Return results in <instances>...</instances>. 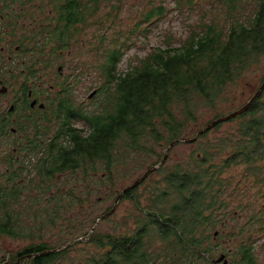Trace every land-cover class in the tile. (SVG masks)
Listing matches in <instances>:
<instances>
[{"label":"trees","instance_id":"16d2710c","mask_svg":"<svg viewBox=\"0 0 264 264\" xmlns=\"http://www.w3.org/2000/svg\"><path fill=\"white\" fill-rule=\"evenodd\" d=\"M214 1L209 2L210 19L200 21L186 37L168 31L160 45L136 62L130 59L124 70L120 63L136 45L133 36L143 34L148 39L151 27L147 24L153 25L173 11L184 14L200 2L175 0L170 6L148 2L151 8L145 6L126 32L118 22L123 10L119 3L123 2H88V11L94 14L92 18L90 15L92 32L97 28L95 40L91 39V48L98 50L96 73L102 72L105 77L95 87L94 108L76 105L70 89L65 88L61 105L53 107V127L57 126L53 137L45 139V131L38 150H43L44 156L33 166L25 164L5 171L0 182V236L32 237V229L25 230V217L41 222L39 229L63 220L76 233L66 244L71 240L74 244L62 245L63 250L44 255L55 248L44 242L32 243L9 260L5 256L1 264H60L114 206L96 216L92 196L109 195L116 200L128 187L119 191V184L145 169L147 159L157 154L158 146L170 147L180 139L198 143V147L172 165L168 160L161 164L160 155L146 171L159 165L158 169L140 184L144 185L153 174L162 176L163 190L156 185L157 199L150 198L157 209L141 213L147 207L142 206L140 195L135 196L140 212L137 227L115 236L93 231L87 241L107 250L99 257L72 264H204L216 255L212 242L215 233L210 232L224 227L222 217L236 212L240 215L245 206L238 202L239 211L224 210L229 205L226 193L232 184L224 174L233 165H242L243 173L255 175L256 183H264V91L246 113L227 121L237 123L218 138L209 134L226 122L204 134L199 132L206 127H201L193 136L189 134L190 127L200 122L206 108L218 109L232 87L260 67L264 58V0ZM103 4L108 11L99 15ZM111 29L112 34L108 33ZM60 30L53 36V44L61 39ZM263 82L264 76L259 87ZM223 116L218 113L212 121ZM79 122L83 128L76 127ZM30 167L35 174L21 181L23 169ZM37 185L39 193L22 198L25 191L32 189L30 194H34ZM139 188L126 191L120 202L133 197ZM233 191L240 194L239 186ZM87 202L91 209L87 217L92 218V225L85 231L87 221L82 220V225L76 227L73 222L77 220L70 216L76 209L85 211Z\"/></svg>","mask_w":264,"mask_h":264},{"label":"flooded vegetation","instance_id":"af4514ba","mask_svg":"<svg viewBox=\"0 0 264 264\" xmlns=\"http://www.w3.org/2000/svg\"><path fill=\"white\" fill-rule=\"evenodd\" d=\"M88 2L117 0H0V159L7 164L5 171L41 160L43 134L48 132L45 139L53 137V107L61 105L65 88L104 82L102 72L95 74L97 55L87 57L89 41L97 34V28L90 32ZM60 28L61 39L53 44ZM77 103L84 107L83 101ZM39 190L34 188L36 194ZM259 210V223L246 224L250 232L240 246L238 239L230 238L236 236L234 230L226 239L215 238L216 255L210 264H264V205ZM238 217V212L222 217V226ZM258 219L247 216V221ZM232 243L237 247H229Z\"/></svg>","mask_w":264,"mask_h":264},{"label":"rangeland","instance_id":"374dc122","mask_svg":"<svg viewBox=\"0 0 264 264\" xmlns=\"http://www.w3.org/2000/svg\"><path fill=\"white\" fill-rule=\"evenodd\" d=\"M152 1L155 2L154 4L164 3L167 6H170L172 2H175V0H149L148 2H152ZM212 1L213 0H198L200 4L191 11H185L184 14L173 11L170 15L163 17L162 19L155 22L153 25H151L150 23L147 24L148 26L151 27L149 38L145 39V36L143 34L140 35V37L133 36V38H136L135 39L136 45L127 52L124 59L120 63V68L122 70L127 68L130 59H133L136 62L140 58H144L151 49L161 44L163 36H165V34L168 33V31H175L176 32L175 35L186 37L191 29L198 26V23L200 21L205 20L207 17L208 19L212 17V14L209 15L211 8V4L209 2ZM218 1L219 0H215L214 2H218ZM117 2H123L122 4L119 3L120 6H123V10L122 13L119 14L120 18H118V22L121 24L120 29H123L125 32L128 30L130 26H133L135 24L136 20L140 16V13L143 11V8L145 6L149 9L151 8V4H149L147 0H117ZM104 3L106 4V2ZM105 4L101 6L97 14L104 15L108 11V8L105 6ZM218 6H221V3H219ZM187 12H189L190 14V16L188 17H186ZM93 16L94 14L91 15V18ZM90 32L92 33V28L90 29ZM108 33L112 34L113 30L111 29ZM89 42H90V51L87 57H91L92 54L97 55L98 50L94 53L93 49H91L92 41L90 40ZM95 74L97 75L96 70H95ZM263 76H264V58L262 63L260 64V67L254 68L253 71L248 72L244 76V79L239 85L232 87L230 93L227 94V99H225V101L217 107L218 109L211 110L209 108H206L205 111H203L205 114H203L198 124L191 125L190 127L191 131L189 134L191 136L197 135L201 127H206L209 121H212L216 114L220 113L222 115H227L239 109L241 106H243L252 97L253 93L259 87L261 78ZM95 87L96 86H90V87L74 86L70 88L71 96L73 97L76 103L77 101L78 103L83 101L84 108L87 109L94 108L95 98L89 99V96L93 91L96 90ZM236 123L237 122L224 123V125H222L219 129L217 130L214 129L209 134V137L214 139L218 138L225 131L231 130V128L234 127ZM56 127L57 126L54 125L53 129L56 130ZM76 127L83 128V123L82 122L77 123ZM51 135L53 136V132H51ZM197 147H198V143L192 144L185 141L178 142L173 146V148H171L168 151L166 160H168L169 165L175 164L176 162H180L183 160V158L186 155H188L193 149H196ZM168 148H169L168 145L162 147L158 146L156 149L157 154L147 159L148 162L147 167L139 171L138 173H133L131 175L133 177L124 179V183H120L118 186L119 191L122 190L124 187L131 185V183L139 179L140 176L142 177V174H145L147 172L146 170L148 167L154 165V163L159 159L160 155H163L164 157ZM1 152L3 153L4 150H2ZM43 156L44 153L42 150L41 153L38 154V157L41 158ZM6 168H7L6 162L3 159H0V182H1V176L3 173H5ZM243 171H244V167L242 165H233L232 168H230L228 172L224 174V176L227 177V179H229L232 182L229 188V192L226 193V198L229 202V205L225 207L224 210L226 211L236 210L238 206L237 205L238 202L244 203L245 206L242 213L240 214L241 217H238V219H235V221L231 220L230 223L223 228L220 226L218 228L219 231L214 232L215 231L214 230L210 232V234L215 233L214 237H212L213 239L212 242L215 244V246L217 243H215L214 240L217 236H218L217 239L219 240L226 239L229 237V234L231 233L232 230H234L236 236L233 235L230 238L238 239L239 242H237L236 245L240 246L241 242L245 239V236L250 232L246 224L255 223V225H257L259 223L258 218L260 215H262V212L260 213L259 209L261 208V206L264 205V183L263 181L260 183H256L255 175L245 174L243 173ZM33 174H35V170H33V168L31 167L27 168V171H24L23 177H21L20 180L23 181V179L26 180L31 179L33 177ZM63 180L64 178L62 179L61 177V181ZM156 185L158 186L161 185L160 186L161 190H163L165 186L162 176L153 174L144 185H139L140 188L138 189L137 192L133 194V197L126 198L121 202H119L117 208L112 213L108 214L106 218L101 219L98 225H96V227L94 226L96 229L92 230L90 233L92 234V232L94 231L100 234H109L115 236L118 234L121 235L123 232H126L129 229L131 230L135 229L137 227L136 220L138 219L140 212L136 206L134 197L140 195L141 196L140 202L142 206L147 207V209L145 208L144 210L141 211V213H145V214L150 213L151 212L150 209L154 206L150 198L157 199V197H155V191H154ZM237 185L239 186L240 189V194L238 195L236 194V192L234 193L233 191L237 187ZM30 188H32V186L28 187L29 190ZM30 191H32V189ZM30 191H25L22 198H29V196L31 195L34 197L36 195V193L30 194ZM108 196L109 195L101 196L96 194L92 196V201L95 204L94 213L96 216L104 213L105 210L108 209L110 206L112 205L115 206L116 200L109 198ZM152 209H157V208L153 207ZM247 209L249 213L246 212ZM88 213H91V209L89 210L88 202L86 203L85 211L84 209H81V211L79 209L74 210L70 218H72L73 221L75 220L77 221L73 222V226L80 227L79 225H82L80 222H82V220H86L87 223L85 224L84 226L85 229L83 230L85 231L88 230V228L92 225V223L90 225V221L92 218L87 217L89 216ZM255 214H256L255 217L258 219V221L256 220L255 222L254 220L247 221L248 215L254 216ZM35 221L33 219H28L27 217H25L24 219L25 225L27 224L25 230L26 232H31L28 230L32 229V233H33L32 237H29L28 234L25 235L24 237L21 238L19 237L17 239L11 238L9 236H4V237L0 236V261L5 256L9 260L10 256H12L14 253L22 250L23 248L31 245L32 243L44 242L47 243L48 246L53 247L55 249L62 248L61 247L62 245H65L64 247H66L67 241H69L73 237L75 238L76 236L74 229L68 228L70 226L66 221L62 220L57 225H47L44 226L42 229L38 228L42 223L41 222L37 223ZM80 229L81 228H76L77 231ZM26 232L24 231V234ZM91 234L85 238H81V240L78 241L79 246L72 248L69 251V254L66 255L65 259H62L60 261V264H68V263L72 264L75 262H82L85 259L92 258L94 256L99 257L100 254H103L105 250H107V247L105 250L102 251L101 249L97 248V246L93 242H88L87 240L90 238ZM78 236L80 235L77 234V237ZM71 242L73 241L71 240ZM157 245L160 246L161 242H157ZM233 245L235 244L233 243L229 244V247H233ZM225 247L226 246H224L223 248ZM2 262L3 260L1 261V263ZM20 262L21 261H19V263ZM208 263L210 264L211 261L204 264H208Z\"/></svg>","mask_w":264,"mask_h":264},{"label":"water","instance_id":"95a60500","mask_svg":"<svg viewBox=\"0 0 264 264\" xmlns=\"http://www.w3.org/2000/svg\"><path fill=\"white\" fill-rule=\"evenodd\" d=\"M263 91H264V82H263V84L258 88V90L255 92V94H254V95H253V96H252V97H251V98H250V99H249V100H248L243 106H241L239 109H237V110H235V111H233V112H231V113H229V114H227V115H225V116H223V117H221V118H218V119L212 121L210 124H208V125L206 126L205 129L201 130L199 133H200V134H204L206 131H209V130L213 129V128L216 127L218 124H220V123H222V122H227L228 120H231V119H233V118H235V117H237V116H239V115H242V114L246 113V112L250 109V107L252 106L253 102H254V101H255V100L261 95V93H262ZM96 93H97L96 90L93 91V92L90 94L89 99H92V98L96 95ZM196 139H197V137L194 138V139H189L188 141H189V142H193V141H195ZM181 141H183V140H182V139H180V140H176V141H174V142L170 145V147L167 149V152H166L165 155H164V158H163L161 164L165 162V160H166V158H167V153H168V151H169V150H170L175 144H177L178 142H181ZM158 167H159V165L150 168V169H149V170H148V171H147L142 177H140L139 179L135 180V182H134L133 184H131V185H129L128 187L124 188V190H123V191L119 194V196L117 197L114 208H113L108 214L112 213V212L117 208V205L119 204L121 198L123 197V195H124V193H125L126 191L138 187L140 184H142V183L146 180L147 176H148L153 170L158 169ZM108 214H106V215H104L103 217H101V218L98 220V222H97L96 225H98V223L100 222V220H101L102 218H105ZM95 227H96V226H95ZM95 227H94V228H95ZM93 230H94V229H93ZM90 234H91V233H90ZM90 234H89V235H90ZM216 234H217V233H216ZM89 235H88V236H89ZM79 240H81V238H80ZM72 244H74V242H71V243L67 244L66 247H69V246L72 245ZM61 249H63V248H59V249H54V250H51V251H47V252H45V253H43V254H44V255H50V254H53V253L59 252ZM224 257H225V256H221V257L219 258L218 262L222 261V259H223Z\"/></svg>","mask_w":264,"mask_h":264}]
</instances>
